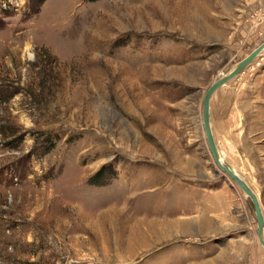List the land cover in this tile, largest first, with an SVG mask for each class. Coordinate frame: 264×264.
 I'll use <instances>...</instances> for the list:
<instances>
[{
    "label": "rangeland",
    "instance_id": "obj_1",
    "mask_svg": "<svg viewBox=\"0 0 264 264\" xmlns=\"http://www.w3.org/2000/svg\"><path fill=\"white\" fill-rule=\"evenodd\" d=\"M263 42L264 0H0V264H264L202 123ZM210 125L264 212V51Z\"/></svg>",
    "mask_w": 264,
    "mask_h": 264
},
{
    "label": "water",
    "instance_id": "obj_2",
    "mask_svg": "<svg viewBox=\"0 0 264 264\" xmlns=\"http://www.w3.org/2000/svg\"><path fill=\"white\" fill-rule=\"evenodd\" d=\"M262 51H264V42L256 47L245 58L239 61L231 71L212 83V85L207 89L203 98L202 123L205 130L207 143L214 162L219 167V169L226 172L234 180V182L239 185L243 192L252 200L257 221V235L259 236L260 243L264 246V237L262 236L264 232V212L262 210L258 195L240 175H238L231 169L230 165L227 162L224 163L221 161L210 125V102L214 92L221 86L238 76L248 65H250L256 59V57Z\"/></svg>",
    "mask_w": 264,
    "mask_h": 264
},
{
    "label": "bare ground",
    "instance_id": "obj_3",
    "mask_svg": "<svg viewBox=\"0 0 264 264\" xmlns=\"http://www.w3.org/2000/svg\"><path fill=\"white\" fill-rule=\"evenodd\" d=\"M231 152H233V149H231ZM218 153H219V156H220L221 161L224 162V161H223V157H222V155L220 154V152H218ZM11 211H12V210H11ZM159 236H160V235H159ZM262 236L264 237V232H263Z\"/></svg>",
    "mask_w": 264,
    "mask_h": 264
},
{
    "label": "trees",
    "instance_id": "obj_4",
    "mask_svg": "<svg viewBox=\"0 0 264 264\" xmlns=\"http://www.w3.org/2000/svg\"><path fill=\"white\" fill-rule=\"evenodd\" d=\"M45 0H39V2H43ZM86 1H96V0H86Z\"/></svg>",
    "mask_w": 264,
    "mask_h": 264
}]
</instances>
